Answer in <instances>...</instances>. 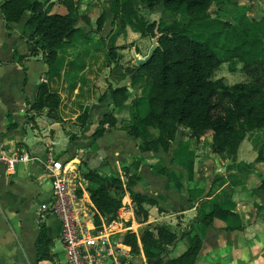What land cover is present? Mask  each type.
Returning a JSON list of instances; mask_svg holds the SVG:
<instances>
[{
  "label": "crops",
  "instance_id": "1",
  "mask_svg": "<svg viewBox=\"0 0 264 264\" xmlns=\"http://www.w3.org/2000/svg\"><path fill=\"white\" fill-rule=\"evenodd\" d=\"M49 1L51 4L54 0ZM80 10L84 12V9ZM103 10L105 19L101 29L88 32L83 28L81 38L86 47L82 49V55L72 48L77 44L73 39L57 48V59L51 66L40 51L29 54L32 29L25 24L28 12L9 27L0 12V148L7 154L26 150L36 156L33 160L18 161L9 172L6 164L0 161V264L67 263L60 237V220L52 210L41 208L52 200L45 161L48 157L58 158L77 175V162L73 159L79 161L80 154L86 166L107 174H119L123 182L127 179L126 168L130 173L136 171L139 177L130 188L152 196L158 202L145 204L148 219L138 222L133 211L134 202L127 190L126 202L118 209L117 218L128 213L125 219L130 224L121 227L122 222L117 218L105 220L114 232L113 238L120 241L122 264H138L136 262L146 259L140 233L132 228L133 224L140 227L148 222L154 225L166 223L176 234L173 243L167 246L168 254L177 255L185 250L191 233L184 232L197 221L199 203L208 199L232 200L242 226L228 230L224 228L223 220L214 218L212 225L202 232L200 248L190 264H264V188L259 185L264 179V157L256 159L257 152L249 149L248 142H240L234 158H230L210 150L209 134L196 138L183 126L179 127L167 150L161 147L155 151L140 150L139 137L122 127L105 124L101 135H92L106 112L114 108L118 121L120 118L118 112L115 113L118 108L110 103L108 94L102 99L97 94L90 100L96 88L89 90L88 84L94 82L102 94L105 92L101 89L102 75L112 84L128 85L121 75V65L113 63L111 73L106 77V50L105 55L95 54L99 49L93 47L96 43L90 34L105 29L106 20L109 25L114 24L110 10ZM130 29L127 25L119 31L113 29L111 34L128 35ZM131 30V36L137 35L138 31ZM98 35L105 37L102 31ZM111 44L121 45L122 42L115 40ZM59 49L64 52L58 54ZM40 82H46L50 90L59 93L56 116L47 113V106L31 107ZM96 100L107 105V111L101 113L103 107L96 104ZM88 102L98 106L95 108L97 118L93 117ZM84 110L87 113L78 118ZM76 119L81 123L78 124ZM59 143L62 149L56 150ZM190 161L191 179L187 172ZM192 188H200L202 193L190 200ZM83 194L87 196V193ZM87 197L90 200L89 193ZM123 228L136 232L139 252H132L129 245L121 242L120 230Z\"/></svg>",
  "mask_w": 264,
  "mask_h": 264
},
{
  "label": "trees",
  "instance_id": "2",
  "mask_svg": "<svg viewBox=\"0 0 264 264\" xmlns=\"http://www.w3.org/2000/svg\"><path fill=\"white\" fill-rule=\"evenodd\" d=\"M49 0H0V12L9 27L28 12L25 24L32 29L29 34V54L39 51L48 66L57 59V48L74 38L83 37L80 18L86 22L89 16L79 9L74 0H63L65 12L50 11L45 4ZM222 0H139L147 12L157 5L170 11L174 19L164 18L148 21L139 13L134 0H108L112 23L122 30L127 24L141 36L158 34V44L152 56L142 64L125 66L134 72L129 85L108 83L110 103L115 107H128L126 122L117 119L108 111L99 121L92 135H101L105 124L122 127L129 134L139 137L138 147L142 151H155L159 147L167 150L180 126L188 129L196 138L209 134L210 150L216 154L234 158L240 141L248 129L261 127L264 133V16L249 18L241 13L235 22L215 17L208 11L213 2ZM105 19L102 10L96 17V29H101ZM125 45L110 44L106 54L116 63L117 49ZM237 59L241 70L248 76L245 80L228 83L223 76H215L224 61ZM130 86H142L143 93L133 94ZM60 96L49 89L46 82L37 86L33 109L48 107L47 113L56 116ZM87 111L78 114L83 118ZM151 127L154 134L143 136L144 128ZM264 157V138L256 159ZM137 165V162H135ZM127 169L125 182L119 174L103 173L97 168L87 167L82 176L86 189L96 208V224L116 219L122 206V196L129 191L135 218L138 222L148 219L145 204H157L152 196L134 191L130 186L139 177L136 171ZM125 169V170H126ZM188 178H192V161L187 165ZM264 188V179L261 180ZM202 193L192 188L190 200ZM214 218L224 221V228H240L241 218L234 210L230 199L204 200L197 208V221L184 233H191L190 243L177 255H169L167 246L176 234L166 223L140 226V242L148 264H190L195 260L201 245L202 232ZM121 241L139 252L135 231L127 229Z\"/></svg>",
  "mask_w": 264,
  "mask_h": 264
},
{
  "label": "rangeland",
  "instance_id": "3",
  "mask_svg": "<svg viewBox=\"0 0 264 264\" xmlns=\"http://www.w3.org/2000/svg\"><path fill=\"white\" fill-rule=\"evenodd\" d=\"M74 1H76L77 4L79 5V9H84L83 11L85 13L89 14L90 20L88 22H86L83 18H80L79 23H78L84 28V30H86L88 32L94 30V28L96 27L95 17H97V15L101 12V10H103L104 8H106L108 10L110 8L108 0H74ZM49 2L50 1H48L45 5L51 9L55 8L52 11H59V12H65L66 11V7L64 6L63 0H54L51 4H49ZM134 4H135L136 8L138 9L139 13L140 14L142 13L148 21H151L153 19H159L161 17L164 19H167V20H171V19L178 17V16H174L170 11L166 10L162 4L157 5L156 9L152 12H147L144 4L139 2V0H134ZM208 11L211 12L212 15L215 17H218V18L223 19V20L231 21V22H235L236 19L238 18V16L242 12L245 13L249 18L259 19L262 16H264V0H222V1H216L210 5ZM106 22L107 23H106L105 29L101 30L102 33L105 35V37H103V36L99 37L98 34L101 31H99L98 33L96 32L97 34H94V35L90 34L91 37L95 40L93 42L96 43L95 46H93V47H97V49H99L98 51L96 50L95 54H99V56L105 55L104 51L106 50V47L109 44H111L112 42H114L115 40H117V42H122V44H125L124 48H118V50H120V51L117 52L116 63H114L113 61H110V59L108 57L106 58V73L105 74H106V77L110 75L111 69L113 68L112 66L114 64L115 65H121V68H122L121 75H123L125 77V82L129 85L134 72L133 71L128 72L125 69V66L133 67L136 64L134 61V56H133L131 51L133 49L139 56H144L147 53V50L151 44V38L152 37L150 35L141 36L139 32H137V35L131 36V34H132L131 29L134 30V28L132 26H130L129 24H127L128 28L129 29L131 28V29H130V32L128 35L127 34L124 35L123 33H120L118 35H115L113 33L111 34V31L113 29L114 30L118 29V25L116 23L109 25L108 20H106ZM110 27H111V29H109ZM116 36H118V38ZM74 41L77 44H75L74 47H72V48L75 49L76 52L79 51V54L82 55V53H83L82 49H84L86 47L83 43L82 38L80 36H78V37L74 38ZM92 49L94 50V48H92ZM63 52H64V50H60V49L58 50V54H62ZM106 56H107V54H106ZM95 65H96V63H95ZM215 76H223L228 83H232V82H236V81H240V80H245L248 77L241 70V63L237 59L224 61L220 65V67L216 70ZM100 79H101V84H102L101 89L104 90L105 92H107V89H108L107 87H108L109 82L107 80H105V77H103V75L101 76ZM83 85L87 86L86 84H83ZM94 87L96 89H94ZM130 87L132 89L133 94H141L144 91L142 86H137V87L136 86H130ZM88 88H89V90L92 88L94 89L93 90L94 94L90 95V97H89L90 100L95 99L97 97V94L98 95L102 94V93H100L101 90H97L100 87H97L94 82H91L90 84H88ZM85 90H86V87H85ZM92 96H94V98ZM102 98L103 97H100V99H102ZM88 103L90 105V102H88ZM97 103H99L100 106L103 107V109L101 110V113H103L104 111H107L106 110L107 105L100 103L99 101L97 102V100H96V104ZM90 108L92 109L93 117L97 118L98 113L96 112L97 110H95V108H98V106L97 105L94 106L92 104V105H90ZM113 109H111L110 111L113 112ZM115 110H116L115 113L118 112L117 115L120 118V120L126 122V120L128 119V115H129L128 107H119L118 109H115ZM113 114H114V112H113ZM76 121L78 124L81 123L80 120L76 119ZM182 128H185V127H182ZM262 130H263V128H261V127H255V128L248 129L245 132V135L240 142L243 141V144L248 142L250 144L249 149L253 150L254 152H257L258 147H259V145L263 139V133H262L263 131ZM178 131H179V129H178ZM183 132L184 131H182L181 133H183ZM153 134H154V131L151 127L143 129V132H142L143 136L149 137ZM55 149L56 150L62 149L61 144L60 143L57 144ZM81 157H82V154H80L79 161L76 159H73L74 162H77V164H76L77 168L76 169H77L78 173L76 175V179H77L76 181H77V183H78V181L81 183V185L77 184V192L83 198V200H86V199L88 200V197H87L88 191L86 189V181L82 176L83 171L88 166H86V164L84 163L85 161L82 160ZM132 168H133V166H132ZM84 190L87 192H84ZM126 191L127 190H125V193H126ZM83 193H87V196H86V194H83ZM125 193L122 196V202H126ZM122 214H123L122 216L119 215L118 218L116 217L117 221L122 222V224L120 225L121 227L126 225V224H130L129 223L130 221L125 219V218H127L128 213H122ZM177 217L179 218V215ZM138 226L136 224H133L132 228L134 230H138V232H139L140 227H138ZM143 226L152 227V226H154V224L152 222H148V223H144ZM114 228H115V230H117L116 227H114ZM120 231L122 232V234H123V232H125L124 228L121 229ZM116 232H117L116 234H118V230ZM136 263L145 264V263H148V260L146 258L143 261H139Z\"/></svg>",
  "mask_w": 264,
  "mask_h": 264
},
{
  "label": "built area",
  "instance_id": "4",
  "mask_svg": "<svg viewBox=\"0 0 264 264\" xmlns=\"http://www.w3.org/2000/svg\"><path fill=\"white\" fill-rule=\"evenodd\" d=\"M36 156L26 150L7 154L0 148V161L9 172L18 161H29ZM45 167L50 175L52 200L41 208L52 210L59 218L60 237L67 258L66 264H122L120 241L113 238V230L101 217L96 224L95 206L77 192L76 174L67 163L48 157Z\"/></svg>",
  "mask_w": 264,
  "mask_h": 264
},
{
  "label": "water",
  "instance_id": "5",
  "mask_svg": "<svg viewBox=\"0 0 264 264\" xmlns=\"http://www.w3.org/2000/svg\"><path fill=\"white\" fill-rule=\"evenodd\" d=\"M158 44V34H156L155 36H153L151 38V44L147 50V53L144 55V56H139L133 49H132V54L134 56V61L136 64H142L144 63L145 61H147L151 56H152V53L154 52L156 46ZM113 85L114 82H113Z\"/></svg>",
  "mask_w": 264,
  "mask_h": 264
}]
</instances>
